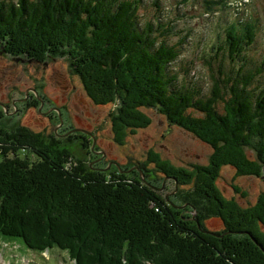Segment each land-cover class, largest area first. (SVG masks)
<instances>
[{"label":"trees","instance_id":"trees-1","mask_svg":"<svg viewBox=\"0 0 264 264\" xmlns=\"http://www.w3.org/2000/svg\"><path fill=\"white\" fill-rule=\"evenodd\" d=\"M138 4L137 0H0V38L9 53L38 60L44 51L74 54L89 81L96 80L109 95L104 99L93 88L97 104L118 99L127 107L130 103L122 122L113 119L119 144L137 127L151 123L145 107L157 108L170 124L209 143L213 147L209 164L177 166L154 151L137 163L147 173L146 161L153 164V181L167 176L187 186L178 199L206 210L200 215L201 225L215 215L225 226L222 232L230 234L217 237L198 228L137 170L109 173L89 162L81 166L85 143L73 150L68 142L40 144L36 139L41 135H35L36 139L17 138L10 146L6 137L14 127L4 124H0V233L20 236L41 251L64 242L71 251L93 249L111 264L123 256L129 264H146L149 259L157 264H253L250 253L260 255L255 264H264L260 248L264 193L244 207L235 196L224 197L216 184L227 164L236 168L237 175L258 177L264 172V66L251 69L243 54L254 44L256 29L245 22L228 26L225 54L234 67L231 71L212 67V85L206 91L186 74L181 76L177 62L182 49L169 42L170 29L165 25L141 22ZM22 149L25 157L20 155ZM16 153L20 157L9 159ZM70 155L77 157L76 164L67 165ZM233 186L241 195L246 192ZM57 226L60 229L55 230ZM242 231L252 233L259 243ZM79 255L73 256L76 264H82Z\"/></svg>","mask_w":264,"mask_h":264},{"label":"rangeland","instance_id":"rangeland-1","mask_svg":"<svg viewBox=\"0 0 264 264\" xmlns=\"http://www.w3.org/2000/svg\"><path fill=\"white\" fill-rule=\"evenodd\" d=\"M137 1H139L138 14L141 22L145 24L152 21L156 26H158L157 22L159 25H165L170 29L169 42L177 44L182 49L177 62L181 76L186 74L191 82H197L206 91L212 85L210 72L212 67L218 71L225 70V67L231 71L234 67L235 63H232L225 54L229 48L226 42L230 41L227 38V29L234 22L251 23L256 29L254 44L246 48L243 54H245V62L250 64L251 69L260 68L261 64L264 66V0ZM7 47L9 48L5 46V40L0 38V113L2 114L0 124L5 123L6 126L14 127L12 129L14 132L6 137L7 145L13 146V140L17 138L35 137V135H41L40 138L35 137L40 144L45 140L49 144L50 141L54 143L62 141L63 144L68 142L66 145L73 150L78 149L80 143H85L84 149L87 152H83V159L79 163L81 166L88 165L89 162L95 169H104L110 171L109 173L116 170L121 172L137 170L144 180H151L156 184L155 190L173 207L183 209L181 212L183 215L186 214L191 218L190 220H195L198 228L217 237L230 234V231L222 232L221 229H225V226L215 215L205 218L204 227L201 225L200 215L206 210L202 208L197 210L195 205L189 202L182 203L178 199L180 192L184 191L183 187L187 186L167 176L162 181L161 179L153 181V164L146 161L149 168L147 173V168L139 167L137 163L139 160L148 159L149 152L154 151L177 166L209 164L213 152V147L209 143L179 125L170 124L157 108L145 107L144 111L151 118V123L137 127L124 137L122 144H119L115 140L118 135L114 132L113 119L117 117L118 121L122 122V118L127 117V110L132 108V105L129 103L127 107V104L123 102L121 104L120 99L112 104H97V98L95 100L92 94L93 88L96 94L104 99L109 95L96 80L91 79L92 83L89 81L86 70H83L84 66L74 54L44 51L40 53L38 60L26 55L9 53ZM218 47L223 48V51L218 50ZM210 61L213 65L209 63ZM261 75H264V70ZM257 78L261 80L262 77ZM254 84L258 82L255 81ZM103 86L107 89L106 84ZM89 88H91L90 95ZM109 98L112 96L110 95ZM3 145L5 146V139ZM22 153H19L21 157H25L24 149ZM16 154L9 155L13 157L9 159L18 158L14 157L19 156ZM29 157L35 159L33 155ZM76 158L68 156L67 165L76 164ZM216 184L224 197L231 199L235 196L237 201L247 207L255 203L264 193V172L258 177L237 175L236 168L227 164L222 167ZM233 184L246 192L242 195L236 192ZM56 229H60V226ZM262 229L264 230V226ZM250 236L259 243L252 233ZM27 243L20 236L12 237L0 233V264H76L73 256L79 253L82 264L104 263L102 254H97L93 249V251L83 249L81 252L82 248H80L79 252L71 251L64 242L62 247L41 251L30 247V243ZM232 243L235 248L234 242ZM260 248L264 252L263 244H260ZM259 256L250 253L251 262L253 264H255L254 260L260 262ZM145 262L157 264L156 259ZM104 264L111 263L107 261ZM117 264L129 263L123 256Z\"/></svg>","mask_w":264,"mask_h":264},{"label":"flooded vegetation","instance_id":"flooded-vegetation-1","mask_svg":"<svg viewBox=\"0 0 264 264\" xmlns=\"http://www.w3.org/2000/svg\"><path fill=\"white\" fill-rule=\"evenodd\" d=\"M3 104L5 105V103H3ZM3 104H2V105H3ZM0 118H2V114H1V113H0ZM4 125H5V123H4Z\"/></svg>","mask_w":264,"mask_h":264}]
</instances>
